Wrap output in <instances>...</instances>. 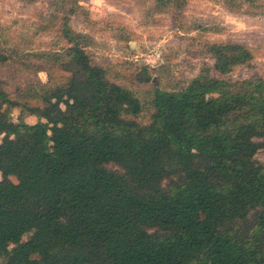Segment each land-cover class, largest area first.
<instances>
[{
  "label": "trees",
  "instance_id": "obj_1",
  "mask_svg": "<svg viewBox=\"0 0 264 264\" xmlns=\"http://www.w3.org/2000/svg\"><path fill=\"white\" fill-rule=\"evenodd\" d=\"M75 11L55 54L0 28V65L29 76L11 91L0 77V264H264V75H230L253 49L209 43L214 63L155 88L145 123Z\"/></svg>",
  "mask_w": 264,
  "mask_h": 264
},
{
  "label": "rangeland",
  "instance_id": "obj_2",
  "mask_svg": "<svg viewBox=\"0 0 264 264\" xmlns=\"http://www.w3.org/2000/svg\"><path fill=\"white\" fill-rule=\"evenodd\" d=\"M166 1L0 0V28L10 47L55 54L66 45L60 18L75 8L70 13L72 27L92 37L88 49L93 60L140 97L144 104L140 120L145 123L152 113L155 88L184 87L214 63L209 43L234 41L250 46L256 56L254 65L238 67L230 75H264V0H186L183 9L173 2L164 5ZM145 70L152 80H140ZM39 75L48 80L45 72ZM0 77L10 91L29 79L13 64L0 65ZM19 113L15 110L14 117ZM257 158L264 163V149Z\"/></svg>",
  "mask_w": 264,
  "mask_h": 264
}]
</instances>
